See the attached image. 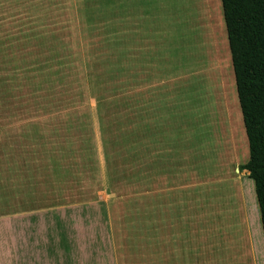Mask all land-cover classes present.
<instances>
[{"label": "crops", "instance_id": "crops-1", "mask_svg": "<svg viewBox=\"0 0 264 264\" xmlns=\"http://www.w3.org/2000/svg\"><path fill=\"white\" fill-rule=\"evenodd\" d=\"M125 4L120 23L113 0L79 10L104 16L91 33L0 24V264H264L241 108L235 142L210 78L198 65L194 97L155 18ZM114 31L112 87L97 51L82 66L68 49L110 48Z\"/></svg>", "mask_w": 264, "mask_h": 264}, {"label": "rangeland", "instance_id": "rangeland-1", "mask_svg": "<svg viewBox=\"0 0 264 264\" xmlns=\"http://www.w3.org/2000/svg\"><path fill=\"white\" fill-rule=\"evenodd\" d=\"M125 4V13L130 22L150 21L155 18L164 40L169 45V52L174 63V72L181 78L183 69L187 73L186 87L196 96V85L200 77L197 76L198 67L201 75H207L213 83V93L216 100L210 99V109H215L219 114V121L231 141H243L242 117L236 95L235 79L228 46V35L224 21L221 0H113L116 15L114 21L120 23V11ZM105 0H0V24L38 23L46 30H56L62 26L64 34L77 30H89L94 25V19H102V14L95 12L78 14L79 10H102ZM128 7V11H127ZM93 13V14H90ZM125 14V15H126ZM127 17V15H126ZM12 19V20H11ZM98 21V20H96ZM104 29V22L96 26ZM88 33H91L87 31ZM23 34V33H22ZM103 39V36H100ZM107 38H110L108 36ZM113 45L110 48L89 49L87 47L69 48L78 54L80 62L85 64L92 53L97 51L98 63L107 70L100 69V75L113 76L112 87L120 83V32H113ZM105 39V38H104ZM110 39V40H112ZM107 52V54H105ZM105 54V57H104ZM95 56V55H94ZM199 65V66H198ZM198 66V67H197ZM84 70L82 67V75ZM179 85V82H178ZM203 103V95L201 94ZM211 113V112H210ZM196 124V123H194ZM197 125V124H196ZM199 127H195L198 135ZM229 133V134H228ZM210 138L214 134L208 130ZM225 140L226 137H225ZM200 144V143H199ZM203 146V143L200 144ZM220 147V142H219ZM211 148H215L211 144ZM196 147V146H195ZM224 151L228 154V149ZM83 210V209H82Z\"/></svg>", "mask_w": 264, "mask_h": 264}, {"label": "trees", "instance_id": "trees-1", "mask_svg": "<svg viewBox=\"0 0 264 264\" xmlns=\"http://www.w3.org/2000/svg\"><path fill=\"white\" fill-rule=\"evenodd\" d=\"M264 230V0H221Z\"/></svg>", "mask_w": 264, "mask_h": 264}]
</instances>
